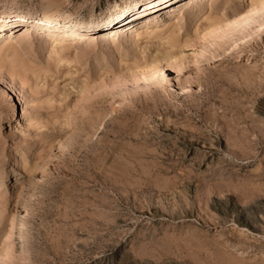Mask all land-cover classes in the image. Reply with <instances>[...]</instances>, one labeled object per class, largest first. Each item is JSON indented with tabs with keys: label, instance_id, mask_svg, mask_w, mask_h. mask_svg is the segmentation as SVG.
I'll list each match as a JSON object with an SVG mask.
<instances>
[{
	"label": "rangeland",
	"instance_id": "374dc122",
	"mask_svg": "<svg viewBox=\"0 0 264 264\" xmlns=\"http://www.w3.org/2000/svg\"><path fill=\"white\" fill-rule=\"evenodd\" d=\"M130 1L135 27L149 10L156 32L55 51L24 21L0 29L12 41L1 44L0 264H264V13L203 35L251 0L144 13L136 0H0V15L104 18Z\"/></svg>",
	"mask_w": 264,
	"mask_h": 264
},
{
	"label": "bare ground",
	"instance_id": "6f19581e",
	"mask_svg": "<svg viewBox=\"0 0 264 264\" xmlns=\"http://www.w3.org/2000/svg\"><path fill=\"white\" fill-rule=\"evenodd\" d=\"M171 1L172 0H136V3L138 4V7H143L142 13H144L149 7L157 9L158 11L160 9L162 10L165 8H169L170 4H172ZM157 2H160L158 7L156 6ZM117 5L118 8L113 14H110L104 18L91 19L78 18L74 14L63 12L59 9H46L41 12H37L35 10H13L11 12H4L0 15V29L6 27L9 24L12 28L13 25L17 26L18 24H20V21H24L25 24L21 25L20 27L23 30L24 34L27 35L32 31L36 33L38 32L41 36H44L47 39L49 38L51 43H56V45H53V48L55 49V51H58V43H66L73 38L82 40H94L105 36V38L109 40V38L112 39L122 32L125 34L133 35L134 37H136V39H139L140 36L153 34V31L155 30H151L152 28H160L161 25L159 24V20H157L154 25L148 23L151 13L149 10L147 11L145 17H143L144 15H141L140 19L138 18V23H142L144 25L135 27V21L137 19H133V16L129 12V8L133 5V3H131L130 1V4L128 6H125V4ZM177 11H179V13L171 10L166 11L167 19L165 20V23L169 24V28H172L174 25L176 26V20L179 21L180 19H182V17L180 16V10ZM262 13H264V0H251L250 8L247 9L239 18L232 20L234 22H229L230 24L226 25L227 27L222 32L217 34V30L220 29V27H218L216 23L206 27L203 35L207 36L211 34L210 36H212V34H215V39L216 37L223 36L229 31H233L236 28H239V26H241L242 24L248 23L251 19ZM263 27L264 23L259 25V28ZM102 29H107L104 34L100 32V30ZM10 37L11 35L9 33H7L4 37H0V63L3 56V54H1V44L5 42L11 43L12 41ZM10 46V44L7 45L8 48ZM164 59H166V57ZM171 59L172 58H169V60L166 62L168 63V66L170 64L173 65V63L177 61L176 57L173 58L174 60ZM159 71H163V69L160 68ZM141 74L144 75L145 72L141 71Z\"/></svg>",
	"mask_w": 264,
	"mask_h": 264
}]
</instances>
